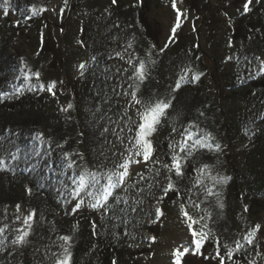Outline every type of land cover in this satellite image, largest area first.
<instances>
[{"label": "rangeland", "instance_id": "obj_1", "mask_svg": "<svg viewBox=\"0 0 264 264\" xmlns=\"http://www.w3.org/2000/svg\"><path fill=\"white\" fill-rule=\"evenodd\" d=\"M246 2L248 0H176L181 21L173 35L177 12L172 0H115V3L113 0H9L7 10L0 0V65L3 68L16 70L22 63V56L29 55L49 64L54 60V49L58 48L57 67L64 77L79 76L94 63L115 75L116 103L105 109L106 114L91 127L89 135L95 144L105 146L99 168L92 170L98 174L99 183L93 187L89 181L67 208L62 207V211L59 208L61 194L68 186L73 190L78 188L77 182L70 184L71 181L61 177L68 167L67 161L59 151L45 152L36 147L31 138L20 143L24 157L21 161L28 175H42L46 180L48 175L58 176L56 185L61 189H51L48 195L49 203L60 209L58 215L71 217L75 205L82 201L80 208H84L85 216L96 214L97 209L96 223L115 232L112 238L119 236L122 240L123 247L115 256H110L106 264H175L173 251H183L185 247L189 251L181 257L180 264H220L217 248L225 258L224 264H235L236 258L241 264H264V203L245 213L241 205L236 208L235 202L228 204L223 185L207 177L212 168L225 172L234 152L237 154L232 161L241 170H248L246 156H253V148L247 149L251 144L264 149V71L261 70L264 68V0H251L247 11L244 10ZM32 6L43 7L46 11L33 15ZM7 36L11 37L5 45ZM92 36L98 42L96 46L87 40ZM192 52L203 56L206 64L203 66L204 84L221 98L222 105L227 109L234 103L240 104V149L230 147L226 137L222 149L208 141L211 148L193 147L188 140L190 147L183 156L180 151L176 153L169 148L164 154L152 153L150 160L145 162L133 147L140 123L138 112L147 106L137 95L132 96L136 91V79L132 78L135 68L140 61L147 65L148 55L161 63L163 58L169 59L175 54L179 60L176 59L172 71L175 70L177 82L190 73ZM160 67L163 69V64ZM183 87L185 85L178 89ZM136 99L141 103L137 104ZM193 111L188 110L177 126V134L172 136L173 147L181 145L186 132L195 133L196 138L205 135ZM173 154L179 157L182 166L183 174L179 177L172 168ZM126 158L129 166L124 182L111 189L107 201L91 207L95 198L88 193L102 191V186L108 185V175ZM261 172L264 173V164ZM169 178L174 187L165 193ZM224 185L227 187V182ZM208 188L220 197L224 207L211 215L207 213ZM115 194L121 195L122 205L111 202ZM260 194L264 200V188ZM181 205L194 219L205 217L194 223L192 230L199 232L204 224L208 227L203 230H210V238L198 251L187 226L191 221L182 214ZM46 208L44 205L36 213L7 208V214L14 215L9 219L0 213V229L13 223L15 234L25 228L24 218L32 214L31 228L27 231L35 241L34 264H55L61 250V230L52 209ZM158 208L160 214L156 211ZM79 213L81 215L82 211ZM209 216H213L212 219ZM256 225L260 228L253 243L249 244L245 236ZM13 240L4 239L7 241L4 243L1 238V260L5 255L10 259L16 252L17 244ZM237 241L243 245L242 249L250 252L242 259V251H236L232 259H228L225 245L236 248ZM92 243L95 248L93 239Z\"/></svg>", "mask_w": 264, "mask_h": 264}, {"label": "trees", "instance_id": "obj_2", "mask_svg": "<svg viewBox=\"0 0 264 264\" xmlns=\"http://www.w3.org/2000/svg\"><path fill=\"white\" fill-rule=\"evenodd\" d=\"M10 37L7 36L5 39V45L10 41ZM87 40L94 46L98 44L93 36ZM143 49L148 51L144 45ZM58 52V48L54 49V60L49 64L45 60L39 61L33 55H29L22 56V63L16 70L3 68L0 65V159L4 161L3 166H0V213L2 212L3 217L9 219L14 215L7 214V208L16 209L19 205V209L36 213L45 205L46 209L53 211L57 226L61 230L60 237H71L68 242L61 240V250L56 255L55 264L63 257L65 246L71 252L69 264H106L108 258L115 256L123 247L118 234H116L117 239L112 238L115 232L96 223L97 209L96 214L87 216L84 215V208L76 209L69 218L58 215L60 209L51 205L48 199L51 189H61L60 185H56L59 181L58 176L48 175L49 180H46L42 175H28L21 161L24 157L20 151V143L31 138L32 144L36 147L45 152L59 151L67 161V166L71 163V167L68 166L66 169L64 167L61 174L64 180L71 181L70 184L74 181V184L79 182V174L82 171L93 173L94 167L99 168L105 146L100 144L98 146L89 138L90 129L106 114L105 109L116 103L115 75L94 63L88 65L79 76L64 77L57 67L60 59L57 56ZM189 57L190 73L179 81L181 87L185 85L180 90L176 87L175 70L172 71L178 59L175 54L169 59L163 58L161 63L148 55L145 80L143 82L135 80L136 95L147 105L154 104L157 100L171 102L170 107L161 117V122L156 126V131L149 137L154 148L153 154L170 151L172 136H176L177 126L182 123V118L190 109L194 110L196 121L205 129V135L211 134L207 141L214 147L215 145H219L221 149L225 147L223 142L226 137L230 147L240 149V104L234 103L231 108L226 109L222 105L221 98L204 84L203 66L206 64L203 56H196L192 52ZM161 64L163 69L160 67ZM37 71L41 74L39 81L32 75ZM194 75H199V79H192ZM51 81H56L53 89L55 95L47 90V85ZM41 84L45 87L41 88ZM69 104L72 105L71 108L68 107ZM37 133L43 134L41 139H36ZM248 140L246 138V141ZM255 146L251 144L250 149H247L251 151L253 148V156L251 158L246 156L249 159L248 170H241L239 165L232 161L231 158H235L237 154L234 152L231 154L228 167L226 165L225 172L222 169L212 168L207 174L209 179L215 181L221 177V174L223 178H227L218 184L223 185L222 190L225 189V193L227 192L228 204L235 202L234 207L241 205L244 211L247 206L245 213L264 203L260 194L264 188V173L261 172V166L264 164V149ZM189 147L190 145L182 151L181 146L172 145L171 149L176 153L180 151L183 156ZM65 153L70 155L66 157ZM13 156L16 158L13 159ZM225 182L228 184L227 187L224 185ZM70 187L68 186L61 194L60 205H62H59L61 211L62 207L67 208L76 197V190ZM182 191L184 190L181 189L180 192ZM213 193L207 196L209 215L224 208L219 207V204H222L220 197ZM121 198V195L115 194L110 199L113 204L122 205ZM79 211H82L81 215ZM212 217L209 216V219ZM3 230L5 232L0 235V241L2 238L3 242L4 239H15L19 234L18 231L15 234L13 223L5 224ZM23 230H28L27 225ZM92 239L95 248H92ZM34 243V238L27 237L25 243L17 244L15 252L17 258L15 253L10 259L5 255L2 260L0 259V264H34L36 248ZM241 251L242 259L250 252L245 249ZM236 259L233 261L235 264L242 263Z\"/></svg>", "mask_w": 264, "mask_h": 264}, {"label": "snow or ice", "instance_id": "obj_3", "mask_svg": "<svg viewBox=\"0 0 264 264\" xmlns=\"http://www.w3.org/2000/svg\"><path fill=\"white\" fill-rule=\"evenodd\" d=\"M8 2L9 0H3V4L2 6L5 8V10H7L8 7ZM66 2V0H65ZM113 3H115V0H113ZM249 3H251V0H248V2H246L244 4V10L247 11L248 10V6ZM172 7L173 9L176 10L177 12V16H176V24L174 25V27L172 28V33L173 35L176 32V29L180 27V21H181V12L180 10L177 8V4H176V0H172ZM33 15H38L40 12L46 11L45 8L41 7V8H37L35 6H32L31 9ZM167 46V45H166ZM163 50V49H162ZM161 50V51H162ZM154 63V62H153ZM262 64H264V61H262ZM81 68L84 67L83 64L80 65ZM262 71H264V68L261 69ZM146 64L144 61H140L138 67L135 68V71L133 73V79H138L140 82H143L146 78ZM25 75L27 76V73H25ZM32 75H34L37 78V81H39L40 78V72H34L32 73ZM181 79H184V77L182 76ZM192 79L194 80H198L199 79V75H194L192 77ZM56 85V81H51L48 83L47 85V90L49 92H52L53 95H55V93L53 92V89L55 88ZM41 88H44L45 86L43 84L40 85ZM176 87L179 88L180 87V82L177 81L176 83ZM137 91H138V85H137ZM132 96L135 98L136 97V91L132 92ZM135 102L137 104H140L141 101L139 99H136ZM170 101L166 102L164 100H157L154 104H150L144 107L143 111H139L138 115L140 118V123L138 124V128L136 130L135 133V143L133 145L134 148H136V155L143 156V160L145 162L149 161L151 158V155L154 151L153 145H152V141L149 139V137L156 131V126L161 122V117L165 114V110L168 109L170 107ZM69 108L72 107L71 104L68 105ZM185 140L181 143V150H185L186 148H188V144L187 141L191 140L192 141V146H199L200 148H211L212 145H209L207 143L208 138L210 137V133L206 134L205 136L196 138L195 133L192 132H186L185 134ZM43 136L42 133H37L36 134V139H41ZM169 147L171 148L172 145L169 144ZM215 147H219V145H215ZM191 154V152H189V155ZM70 154L65 153V156H69ZM16 157L13 156V159H15ZM139 162V161H137ZM4 161L2 159H0V166H3ZM69 167H71V163H69L68 165ZM128 166H129V160L128 158L125 159V162L122 164H119L118 166H116V170H114L110 175H108V185L106 187L102 186V191L99 192H89L88 195L93 196L95 198V203L91 204L90 206L93 208H96L97 206H99L101 204V201H107L108 197L112 194L111 193V189L115 188L117 186V184L119 183H123L124 182V178L128 175ZM164 167H168V165H164ZM205 167H207V165H205ZM172 168L175 170V175L176 176H181L182 173V166L179 162V157L176 154H173L172 156ZM119 169H124L123 171H119ZM171 170V169H170ZM97 173H92V172H88V171H82L79 174V178H78V188L75 191L76 195H79L80 191L84 190L87 186H88V182H91V185L93 187H95L96 184L99 183V181L97 180ZM114 178H115V182H114ZM227 178H217L216 179V183H220L221 180H224ZM170 182L168 183L167 187L164 189L165 193H167V191L172 190L174 185L171 182V178H169ZM75 183V181H74ZM197 183H200V180H197ZM207 195H213V191L211 188H208L206 190ZM219 203V202H218ZM82 201L80 203H77L75 205V208L73 209L74 211L76 209H79L81 207ZM181 210H182V214L187 218L188 221H191V223H188V228L191 231V236H192V244L195 245V250H199L200 247L202 246V244L208 240L210 238V230L208 232L204 231V228H207V224H204L202 229L197 232L192 230L193 228V224L194 223H199V220H204L205 217H200L199 220L194 219L191 215L188 214V212L186 210H184V205H181ZM198 207V205H197ZM219 207H223V204H219ZM17 209H19V205H17ZM157 213L160 214V209L158 208ZM245 211H247V206H245ZM32 214L28 215L27 217L24 218L23 223L25 225H27L28 229L31 228V223L30 221L32 220ZM17 219H20V217L18 216ZM93 227H95V225L93 224ZM260 228V225H256V227L254 229H252L250 232H248V234L245 236V240H247V242L249 244L253 243V237L255 236L256 231ZM3 229H0V232H2ZM19 234L16 236V238L13 240L14 244H23L26 242V238L29 236L30 232L27 230H18ZM71 237L69 236H63L61 237V240L68 242L70 241ZM153 240L155 239L154 237L152 238ZM218 243V241H217ZM225 248H227V252L226 255L228 257V259H232L233 257V253L236 251H240L243 248V245L240 244L238 241L236 242V248H229L227 245H225ZM189 249L187 247H185L183 249V251H180L179 249H175L172 253L174 259H175V264H180V260L181 257L184 255V253L188 252ZM216 255L219 256L220 259V264H224V256H220L219 253V248H217V252ZM71 259V252L69 251L68 247L65 246L64 247V252H63V257L61 259H58L56 261V264H69ZM250 264H254V262H250Z\"/></svg>", "mask_w": 264, "mask_h": 264}]
</instances>
